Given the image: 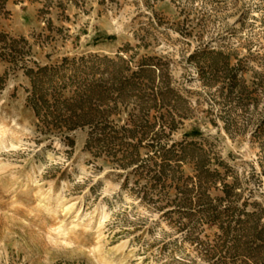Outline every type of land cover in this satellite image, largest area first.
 Segmentation results:
<instances>
[{"label": "rangeland", "instance_id": "obj_1", "mask_svg": "<svg viewBox=\"0 0 264 264\" xmlns=\"http://www.w3.org/2000/svg\"><path fill=\"white\" fill-rule=\"evenodd\" d=\"M0 264H264V0H0Z\"/></svg>", "mask_w": 264, "mask_h": 264}, {"label": "trees", "instance_id": "obj_2", "mask_svg": "<svg viewBox=\"0 0 264 264\" xmlns=\"http://www.w3.org/2000/svg\"><path fill=\"white\" fill-rule=\"evenodd\" d=\"M143 65H148L147 63H143L141 64V66ZM143 68V67H142ZM141 68V69H142ZM145 68V67H144ZM73 77V76H72ZM76 80V81H75ZM74 81V83H76V88L72 89L71 90V95L68 96V97H65L62 93V88L60 89V86H55L54 85V88H52V92L51 93H47V91H40L38 89V91H36L34 89L33 91V94L34 96H36V102H37V105H38V108H44V116H51L52 118H59L58 121L60 122H63L65 123L64 125H66V127L68 128H73V127H76L78 124L77 123H74V121H69V124H67L68 120L70 117H73V116H79V114H76L75 111H72L70 108L72 107V105H74V101H81L80 96H79V89L81 88H87L86 90L89 91L91 88H92V85L89 84V83H85L84 85H80L78 84V82H80V80L78 81L77 80V77L76 78H73L72 79V82ZM78 81V82H77ZM83 86V87H82ZM90 87V88H88ZM49 94L51 95V100L47 99L46 96ZM37 108V113L39 114V109ZM63 111H69L70 113H72V115H69L68 118L66 117V119H60V116L61 115V112ZM166 147H161L160 150L162 149V152H160L157 156L160 157L161 160H164V156H165V151L167 149H165ZM151 158H156L155 157H152ZM139 165H142V163H140ZM138 165V167H139ZM164 164H160V167L163 166Z\"/></svg>", "mask_w": 264, "mask_h": 264}]
</instances>
